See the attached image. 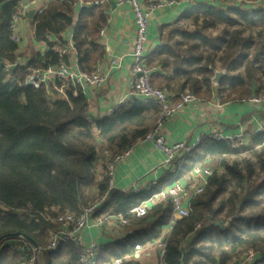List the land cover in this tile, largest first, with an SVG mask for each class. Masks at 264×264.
Returning <instances> with one entry per match:
<instances>
[{
	"label": "trees",
	"instance_id": "trees-1",
	"mask_svg": "<svg viewBox=\"0 0 264 264\" xmlns=\"http://www.w3.org/2000/svg\"><path fill=\"white\" fill-rule=\"evenodd\" d=\"M79 1L87 4L97 0H55L31 20L34 39L45 43L48 50L27 66L13 70L11 76L16 82L12 83L3 66L17 59L18 46L11 40L10 24L19 4L16 0H0V4L9 2L0 11V239L22 234L33 240L41 249L36 264H79L78 251L73 244L61 245L55 252L45 251L46 233L54 225L41 215L53 219L56 217L53 210L79 214L94 202L93 191L97 198L109 192L98 214L124 215L129 221L126 228L132 230V234L124 241L102 247L97 264H112L115 260H121V264H142L132 257L135 246L145 247L161 237L171 218V206H152L145 217L137 218L130 213L151 194L125 196L118 190L109 191L108 181L98 179V170L101 168L104 173L116 157L144 140L154 130L161 109L134 98L121 105L111 117L92 119L81 88L66 89L64 99L52 100L49 91L53 90V85L49 88L43 85L36 90L20 88L17 84L23 81L27 69L67 64L66 57L56 48L63 45L62 34L73 26ZM106 10L107 7L82 9L79 15L73 40L82 73H92L106 56L98 41L99 32L107 23ZM186 21L192 23L194 31L181 28ZM243 24L250 29H260V42L251 60L250 51L255 43L251 35L245 37V32L237 29ZM218 27H223L218 37L204 34ZM233 28L236 29L231 32ZM159 35L160 45L147 57V65L156 69L152 84H156L157 89L163 86L160 82L169 73L176 78L186 77L190 84L191 70L196 68L206 79L202 84L196 82L192 93L197 98L202 97L205 86L204 92L210 95L213 69L209 66L217 56H221V66L229 73L219 83L220 92L226 85L244 84L241 76H231L244 62H247L246 77L252 85L264 80V7L193 4L176 23L161 27ZM176 36L181 41L173 43ZM203 48L212 52L206 61ZM57 87L62 89L59 84ZM243 154L247 157L239 158ZM252 158L258 159L260 170L256 169ZM208 163H214L216 168L205 192L192 200L190 217L177 221L160 264H201V261L192 263L195 252L205 258L206 264H230L235 256L249 250H264V133L239 149L229 143L203 139L186 166L193 170ZM169 178L167 174L154 192ZM219 219L232 221L227 227L216 226L221 222ZM198 230L201 232L195 240L202 241V230L211 236L207 239L211 245L208 253L193 252V242L190 248L191 237ZM11 240L15 239L3 243ZM183 245H186L185 254ZM22 260L20 254L9 248L0 249V264H20Z\"/></svg>",
	"mask_w": 264,
	"mask_h": 264
},
{
	"label": "built area",
	"instance_id": "built-area-1",
	"mask_svg": "<svg viewBox=\"0 0 264 264\" xmlns=\"http://www.w3.org/2000/svg\"><path fill=\"white\" fill-rule=\"evenodd\" d=\"M44 1L47 6L51 2H55V0ZM113 1L117 7L129 6L134 17L135 39L132 50V80L130 82L132 96L145 104H154L161 109V116L154 130L142 141L151 143L154 149L163 155L162 164L150 173L153 181L147 182L141 188L132 187L124 189L121 192L125 196L137 195L144 192L151 194L147 201L134 208L130 213L137 218L145 217L149 208L155 205L169 204L172 210L165 233L145 247L139 244L136 245L134 256L132 257L139 256L145 250H154L158 253L159 259L162 262L166 255L168 238L171 231L177 221L190 217L192 213V200L205 192L208 180L213 174L211 167L208 164H203L193 168L192 176L189 179H183V170L191 158L194 149L200 146L205 138L218 143H229L234 149L248 146L253 137L264 133V120L257 121L256 127L252 130H244L238 135L226 137L218 129H215L207 136L199 137L193 144L178 142L171 146L167 145L165 139L160 135V131L179 112L183 111L188 105L195 104L197 100L191 94H183L179 98H175L166 91L153 86L152 78L156 75V69L147 65V34L149 19L153 13L165 8L179 7L181 6V2L179 0H146L147 4H141L138 0ZM205 4L212 7L226 8H237L241 5L239 0H205ZM255 4L264 5V0H256ZM28 12V6L18 5L11 19V40L17 46L21 44L20 24L27 18ZM103 35L104 30L101 32V36ZM21 64V59L17 58L14 63L6 62L3 66L4 71L9 74V80L12 83L16 81L12 78L11 73L13 70L22 67ZM117 67L116 61L110 62L109 68L111 71ZM108 76L100 68H96L90 74L72 72L65 64L61 63L58 66H49L45 69H27L25 78L23 81L17 82V84L20 88H34L38 90L49 82H55L63 90L69 88H81L83 91L89 88L99 90L107 83ZM238 104L246 107L252 106L257 112H261L262 107L264 113V88L259 94L253 95L248 100L240 101ZM227 106L228 104H220L219 108L225 109ZM119 108L120 106L112 108L108 116L114 115ZM130 152L131 149L116 157L107 165L105 172L99 179L108 181L109 191L116 190L114 183L116 168L124 162ZM164 173L170 175L169 181L154 192L156 187L162 183ZM108 194L109 192L99 197L95 202L86 206L79 214L70 212L57 213L53 211L56 214V217L53 219L49 215H41L54 225V228L46 233L47 245L45 251L55 252L61 245L73 244L78 251L79 264H97L102 247L97 242L85 243V231L89 228H100L109 219L114 220L118 228H126L129 225V221L124 215H112L108 213L96 216L105 203ZM91 221L93 222L91 223ZM3 247H7L11 251L20 254L24 259L20 264H36L37 256L41 252L40 248L38 250L35 249L25 239H15L5 242L0 245V249ZM112 264H121V260H115ZM231 264H264V253L258 250H251L239 257H235Z\"/></svg>",
	"mask_w": 264,
	"mask_h": 264
},
{
	"label": "crops",
	"instance_id": "crops-1",
	"mask_svg": "<svg viewBox=\"0 0 264 264\" xmlns=\"http://www.w3.org/2000/svg\"><path fill=\"white\" fill-rule=\"evenodd\" d=\"M19 5L28 6L29 13H33L31 19L28 16L20 24L21 44L18 46L16 57L21 59V66H27L37 56H44L47 52L45 43L37 42L34 39V29L31 20L42 14L47 5L44 0H16ZM113 1V0H112ZM141 4H147L146 0H138ZM181 6L165 8L153 13L148 25V55L160 45L159 29L167 25H173L192 7L193 4H203L205 0H179ZM109 4V5H108ZM107 7V23L99 32L98 41L105 49L106 56L101 60L96 68H100L108 74V80L102 89H86V94L90 116L92 119H104L109 117V111L134 99L130 89L132 80L131 67L133 65L132 50L135 39V24L132 10L129 6L113 7L110 0H97L94 3H84L79 1L75 6V17L73 26L65 31L61 36L62 46H58L56 51L66 57V66L76 73H82L78 67L77 51L74 44V29L78 23L82 9H101ZM104 30V35L101 32ZM53 42V41H52ZM111 61L117 62V68L110 70ZM49 80V78H48ZM164 81V80H163ZM49 82V81H48ZM176 81L171 83L173 87ZM53 85V90L49 91L52 100L64 99L65 90L57 87V83L49 82L45 86L49 88ZM156 85V84H155ZM206 89V88H205ZM180 95V94H179ZM173 94L172 97L179 98ZM197 102L188 105L179 112L160 131V135L165 139L167 145L171 146L178 142L193 144L199 137L207 136L215 129H218L224 136L238 135L244 130H252L256 127V122L264 120L263 108L257 112L252 106H244L235 102L224 101L218 91L212 88V93L206 98L195 97ZM220 104H228L225 109H220ZM163 162V155L154 149L148 142L140 141L132 149L129 156L123 163L117 166L115 173V187L118 191L132 187H143L147 182L153 181L150 173ZM103 170H98V179L101 178ZM167 173L162 176V181ZM183 179L192 176V169L186 166L182 173ZM54 212L56 210H53ZM108 214V213H105ZM105 214H98L102 216ZM93 221H91L92 223ZM165 229L163 233H165ZM132 230L118 228L117 223L109 219L97 229H87L84 233L85 243L97 242L101 247L112 245L124 241ZM142 264H158V253L154 250H145L139 256Z\"/></svg>",
	"mask_w": 264,
	"mask_h": 264
},
{
	"label": "rangeland",
	"instance_id": "rangeland-1",
	"mask_svg": "<svg viewBox=\"0 0 264 264\" xmlns=\"http://www.w3.org/2000/svg\"><path fill=\"white\" fill-rule=\"evenodd\" d=\"M239 1H240L242 6H247V7H250L251 9L252 8L253 9H257L259 7H264V5H256V4L254 5L256 0H239ZM181 28L184 31H190V32L195 30V28L192 26V23L190 21H186L185 23L181 24ZM235 29L236 28L230 29V31L232 32ZM237 29H241L242 31H244L245 32V34H244L245 37H248L249 35H251L253 37V40H254L255 44H254V46L252 47V49L250 51L249 60H251L252 57L256 53L257 44H258V42H260V37L258 36L260 29L259 28L250 29L244 24L241 25V27H238ZM222 30H223V27H218L215 30H207V31L204 32V34L206 36H209V37H212V38H216V37H218L219 35L222 34ZM174 41L175 42L181 41V38L179 36H176L175 39H173V43H175ZM184 48H185V46L182 47V49H184ZM202 52L204 54L205 61H206V59H209V56L212 54V52L208 48H203ZM220 57L221 56H217L216 60L214 62L215 65L214 64L210 65L209 68L213 69V75H212V78H211L212 88L213 89L215 88L217 91L219 90L220 97L224 101H227V102H232V101L234 102L235 101V103H240V101L248 100L253 95H256V94H258V93H260L262 91V89L264 88V80L261 78V76H258V78H261L262 80L256 81L252 85V82L250 81V79L248 77H246V66H247L246 63L247 62H244V64L241 66V68L236 73H231V76H233V77L241 76L244 84L243 85H237L236 87H231V85H229V86L226 85L224 87V90L220 92L219 83H220V81L224 80L226 78V76L229 74V73H227L226 69L222 68L221 62L219 61ZM204 63L205 62L203 61L201 65L204 66L203 65ZM169 71L172 72V67L170 68ZM191 71H192V75L189 78L190 82H191L190 84H187L186 77L176 78V77H173L172 75H170L172 73H169L166 76V79H168V80L165 79L164 81L162 80L160 82L163 85L162 87H160V89H163L164 91H166L171 96L173 94H175V95L176 94L177 95L180 94L179 96H181L183 94H191L194 97H196L192 93L194 85H196L195 84L196 82H199L200 84H202L205 81L206 76L204 77V75L199 73L196 70V68H192ZM253 73L254 72H252V74ZM216 74H220L221 75L220 81L218 83L214 82ZM174 80L176 81V83H174L173 87H171V83H173ZM184 84H185V86L182 89L181 86H183ZM154 86L157 87L156 85H154ZM157 88H159V87H157ZM205 88L206 87L204 86L203 89H202V92H201V93H203L202 98H206L209 95V93L204 92V91H206ZM249 93H250V95H249ZM246 154H243V155L239 156V158L247 157V156H245ZM248 156H251V153ZM252 161H253V164L255 165L256 169L260 170V164L258 162V159L257 158H252ZM208 165H209V167H211L212 170H214V168H216V165L214 163H208ZM101 171H102V169H101ZM92 195L94 196V202H95L99 197L97 198V194H96L95 191L92 192ZM219 220H221V222H218V224L224 225V226L228 222V221L225 222L224 219H219ZM200 232H201V230H198L196 232V234L191 237L190 248H192V242H193V252L200 251V250L202 251L203 250V252L208 253L210 251L209 248H210L211 245L209 244V242H208L209 240H207V239H210L211 236L208 233H205V231L202 230V232H204V233H202L201 238H202V241L203 240L204 241L202 242V241H199V240H195V238H197V236L200 235ZM215 237H216V235H215ZM192 238H194V240H192ZM185 246L186 245H183V248H182V251H183L184 254L186 253ZM255 250H258V251H261V252L264 253L263 249H255ZM191 251H192V249H191ZM249 251H251V250H249ZM249 251H247V252H249ZM247 252H245V253H247ZM245 253H243V254H245ZM243 254H241V255H243ZM241 255H238V256H235V257H239ZM23 260L21 261V263L23 262ZM232 260H231V262H232ZM198 261H201L203 264H206L205 258L199 256L195 252L194 256L192 258V263H195V262H198ZM231 262H230V264H231ZM160 263H161V261L158 258V264H160Z\"/></svg>",
	"mask_w": 264,
	"mask_h": 264
},
{
	"label": "water",
	"instance_id": "water-1",
	"mask_svg": "<svg viewBox=\"0 0 264 264\" xmlns=\"http://www.w3.org/2000/svg\"><path fill=\"white\" fill-rule=\"evenodd\" d=\"M9 2H6L4 4H0V11L8 4ZM110 3L113 7H115V2L110 0ZM33 16V13H29L28 14V19H31ZM220 78H221V75L220 74H216V77H215V81L216 83H218L220 81ZM134 98V97H133ZM232 220H229L226 224H225V227H227L229 225V223L231 222ZM220 224H216V226H219ZM7 239H25L27 240L35 249H39L38 245L31 239H28L27 237H25L24 235L22 234H15V235H10L8 237H4L2 239H0V245L6 241Z\"/></svg>",
	"mask_w": 264,
	"mask_h": 264
}]
</instances>
